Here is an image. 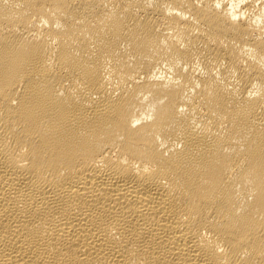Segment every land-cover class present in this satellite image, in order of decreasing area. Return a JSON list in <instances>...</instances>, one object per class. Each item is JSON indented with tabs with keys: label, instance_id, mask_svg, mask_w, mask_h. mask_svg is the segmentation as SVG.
<instances>
[{
	"label": "bare ground",
	"instance_id": "obj_1",
	"mask_svg": "<svg viewBox=\"0 0 264 264\" xmlns=\"http://www.w3.org/2000/svg\"><path fill=\"white\" fill-rule=\"evenodd\" d=\"M0 264H264V0H0Z\"/></svg>",
	"mask_w": 264,
	"mask_h": 264
}]
</instances>
